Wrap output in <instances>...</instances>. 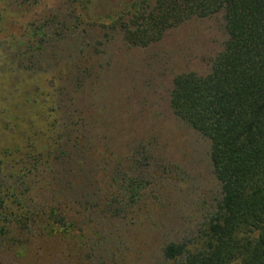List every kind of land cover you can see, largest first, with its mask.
<instances>
[{
  "label": "rangeland",
  "instance_id": "374dc122",
  "mask_svg": "<svg viewBox=\"0 0 264 264\" xmlns=\"http://www.w3.org/2000/svg\"><path fill=\"white\" fill-rule=\"evenodd\" d=\"M72 7L0 0L16 32L0 44V148L30 136L51 153L28 190L10 179L24 191L0 208V264H178L163 247H202L219 183L209 141L175 116L170 90L178 73H208L224 11L134 46L119 28L76 24Z\"/></svg>",
  "mask_w": 264,
  "mask_h": 264
},
{
  "label": "trees",
  "instance_id": "16d2710c",
  "mask_svg": "<svg viewBox=\"0 0 264 264\" xmlns=\"http://www.w3.org/2000/svg\"><path fill=\"white\" fill-rule=\"evenodd\" d=\"M70 1L76 24L119 28L134 46H147L193 17L224 11L227 38L208 73L176 74L169 99L175 116L209 141L219 199L208 216L202 247L190 251L185 243L170 241L163 255L182 257L178 264H264V0ZM1 18L3 44L16 32H9ZM7 113L1 116L9 129ZM32 141L37 142L23 136L5 140L0 148V208L9 197L23 195L10 179L25 176L18 180L28 190V171L51 157L47 142L38 140L37 150ZM36 215L38 211L32 217L22 213L27 223Z\"/></svg>",
  "mask_w": 264,
  "mask_h": 264
}]
</instances>
